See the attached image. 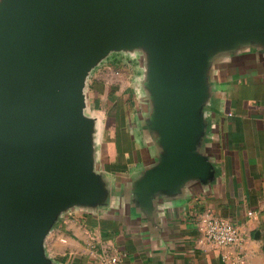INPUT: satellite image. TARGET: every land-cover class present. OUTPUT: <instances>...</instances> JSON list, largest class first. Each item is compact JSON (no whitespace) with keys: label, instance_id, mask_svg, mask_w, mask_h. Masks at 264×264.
<instances>
[{"label":"water","instance_id":"obj_1","mask_svg":"<svg viewBox=\"0 0 264 264\" xmlns=\"http://www.w3.org/2000/svg\"><path fill=\"white\" fill-rule=\"evenodd\" d=\"M139 66L133 123L152 160L117 182L101 163L89 80L114 55ZM264 59V0H0V264H60L47 240L74 210L162 205L218 182L210 108L220 66Z\"/></svg>","mask_w":264,"mask_h":264},{"label":"crops","instance_id":"obj_2","mask_svg":"<svg viewBox=\"0 0 264 264\" xmlns=\"http://www.w3.org/2000/svg\"><path fill=\"white\" fill-rule=\"evenodd\" d=\"M99 75L89 88L95 99L101 93ZM137 75L138 71L126 76L125 85L106 90L115 92L112 105L119 108L120 103L123 111L132 102L122 128L130 137V153L123 150V142L115 150L118 160L127 155L122 164L110 158L103 120L101 163L117 182L138 173L153 157L150 145L133 127L144 105ZM215 81L210 152L219 169L218 182L208 188H190L182 201L163 204L161 228L156 232L120 205L105 211L74 210L62 217L48 237L51 257L60 264H98L105 254L120 256L122 264H224L223 257L231 249L200 244L198 223L211 210L243 232L244 264H264V59L250 55L232 60L218 67Z\"/></svg>","mask_w":264,"mask_h":264},{"label":"rangeland","instance_id":"obj_3","mask_svg":"<svg viewBox=\"0 0 264 264\" xmlns=\"http://www.w3.org/2000/svg\"><path fill=\"white\" fill-rule=\"evenodd\" d=\"M129 61L130 60L128 56L116 54L107 62H104L99 68L94 71L92 77L89 80L90 88L94 80V76L98 75V73L100 74L98 76L100 78L98 80V83H100L98 86L101 90L99 97L95 99L92 92L93 89H91V91L88 90V112L98 115L106 122L104 130V142L110 145V158H117V161H119L120 164H122L120 161H125L126 159H128V157H126L127 155H125L124 153L122 154L123 157L121 158V160H118V158L120 157L117 151H115L117 145L123 142V150L127 153L131 149L129 142L130 137L128 139V134H126L124 132L125 130L122 128L124 127L125 119L128 118V109L130 108V105H132V102L128 103L129 108H127V111H123V107L120 105V103L119 108L116 106V104L112 105L111 101L112 97H114L113 94L115 92L113 94H110V92L107 94L106 90L113 86L125 85L126 76L134 75V73L137 74L140 66H138L139 63L136 62L135 64L130 65ZM94 83L92 84V88L94 86Z\"/></svg>","mask_w":264,"mask_h":264},{"label":"built area","instance_id":"obj_4","mask_svg":"<svg viewBox=\"0 0 264 264\" xmlns=\"http://www.w3.org/2000/svg\"><path fill=\"white\" fill-rule=\"evenodd\" d=\"M200 244L206 247L228 248L232 252L224 255V264H244L243 245L246 237L236 224L205 211L198 223ZM98 264H122L118 255L105 254Z\"/></svg>","mask_w":264,"mask_h":264}]
</instances>
